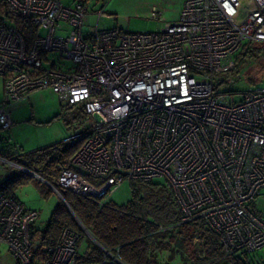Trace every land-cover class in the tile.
<instances>
[{
	"label": "built area",
	"instance_id": "obj_1",
	"mask_svg": "<svg viewBox=\"0 0 264 264\" xmlns=\"http://www.w3.org/2000/svg\"><path fill=\"white\" fill-rule=\"evenodd\" d=\"M103 1L84 32V0H0V129L14 124L8 105L52 89L92 119L70 143L81 141L69 165L56 166L58 186L102 206L125 181L161 177L180 219L157 232L203 221L219 236L223 258L246 261L264 248V217L253 206L264 194V87L217 92L214 73L230 69L245 42L264 43V0H186L179 18L157 32L99 29L111 16ZM18 19L37 29L30 41ZM38 216L0 192V245L16 264L32 262ZM78 226L62 229L41 264H123ZM85 236L102 260L79 259Z\"/></svg>",
	"mask_w": 264,
	"mask_h": 264
},
{
	"label": "trees",
	"instance_id": "obj_2",
	"mask_svg": "<svg viewBox=\"0 0 264 264\" xmlns=\"http://www.w3.org/2000/svg\"><path fill=\"white\" fill-rule=\"evenodd\" d=\"M16 23L28 41L36 35L37 29L28 20L18 19ZM254 44L245 42L234 55L233 66L224 71L228 73L227 78L237 76L242 67L253 61ZM223 82H226L224 78L220 80V83ZM77 109L86 114L83 107ZM80 143H69L55 152L42 151L26 161L14 153L0 151V157L23 166L56 187L69 205L67 207L57 197L45 226L42 229L32 228L31 264H41L47 259V248L57 242L63 228L80 230L73 214L88 229L93 239L117 255L123 264H172L171 257L166 261H160L158 257L160 251H168L169 248L180 251L176 243H181L188 251L192 264H249L243 257L223 258L219 236L203 221L180 224L166 232H157L159 225L166 227L180 219L178 203L166 183L130 181L131 198L125 204L116 205L109 200L102 206L95 200L58 186L56 181L59 171L56 166L69 165V159ZM31 181L40 187L44 197L54 194L44 182L20 169L0 183V192L15 197V190ZM102 258L103 254L96 246H91L79 257L85 262L100 261Z\"/></svg>",
	"mask_w": 264,
	"mask_h": 264
},
{
	"label": "rangeland",
	"instance_id": "obj_3",
	"mask_svg": "<svg viewBox=\"0 0 264 264\" xmlns=\"http://www.w3.org/2000/svg\"><path fill=\"white\" fill-rule=\"evenodd\" d=\"M84 1L89 9L83 26V31L86 32L95 23L96 17L92 11L99 9L104 1ZM185 1L109 0L107 12L111 16L100 19L98 26L99 29L118 28L127 32H157L163 29L167 23H172L179 18ZM153 9L160 13L161 19L152 17ZM57 34L63 35L65 31L59 30ZM254 46L253 61L242 67L237 76H229L227 78L228 73L226 74V72L214 73V86L217 91L241 90L248 86L264 87V43H255ZM56 55L59 54L49 53V56L53 59H56ZM62 62L70 64V60L66 58H63ZM223 78L226 82L220 83ZM250 82L255 84L250 85ZM241 96V93H235L237 100L241 99ZM1 98L2 89L0 86V100ZM7 108L14 124L9 129H0V151L14 153L23 161L34 158L42 151V153L58 151L71 143L72 140H75L92 123L89 115L81 113L77 109L79 107H69L50 88L37 90L23 100L8 105ZM17 170L19 168L12 165L11 161L0 157V183L17 172ZM81 173L85 174L82 171ZM85 176L90 180L92 179L88 175ZM153 182L165 183L161 177L155 178ZM45 185L47 184L45 183ZM131 192L130 182L125 181L110 195V200L116 205H123L131 198ZM15 195L24 204L41 211L39 219L43 224L48 221L57 202V197L59 198L55 192L44 197L40 187L32 181L19 186L15 190ZM253 206L259 215L264 217V194L255 199ZM176 244L180 251H175L173 248L167 249L168 251H160L159 260L166 261L171 257L172 264H192V258L189 257L188 251L182 247L181 243ZM91 246H95L94 242L85 236L80 244V253L83 255ZM195 247L198 248L197 246ZM244 258L249 264H264V248L246 255Z\"/></svg>",
	"mask_w": 264,
	"mask_h": 264
},
{
	"label": "crops",
	"instance_id": "obj_4",
	"mask_svg": "<svg viewBox=\"0 0 264 264\" xmlns=\"http://www.w3.org/2000/svg\"><path fill=\"white\" fill-rule=\"evenodd\" d=\"M76 107V106H75ZM21 170V169H20ZM16 198H18L15 195ZM19 199V198H18ZM20 200V199H19ZM21 201V200H20ZM22 202V201H21ZM23 203V202H22ZM24 204V203H23ZM26 207L31 208V206H28L26 204H24ZM34 208V207H32ZM37 209V208H35ZM39 212V216L36 220V222L33 225V229H42L45 224H43V222L39 219L41 216V211L39 209H37ZM46 223V222H45ZM0 264H16L15 263V259L12 257V255L10 254V252L8 251L7 247L5 245H0Z\"/></svg>",
	"mask_w": 264,
	"mask_h": 264
},
{
	"label": "water",
	"instance_id": "obj_5",
	"mask_svg": "<svg viewBox=\"0 0 264 264\" xmlns=\"http://www.w3.org/2000/svg\"><path fill=\"white\" fill-rule=\"evenodd\" d=\"M14 166H16L17 168H19V169H21V170H23V171H26L27 173H30L31 175H33V176H35L38 180H40V181H44L58 196H59V198L65 203V205H67V207H69V205H68V203L66 202V200L63 198V196H62V194L60 193V191H58L54 186H52L51 184H49L47 181H45L44 179H42L39 175H37V174H35V173H33V172H30L28 169H26V168H24L23 166H21V165H18V164H16V163H14ZM73 214V213H72ZM73 216H74V218H75V220H76V222L78 223V225H81V226H83V228H85L87 231H88V229L79 221V219L73 214ZM92 236V235H91ZM92 239H93V237H92ZM95 241L97 242V243H99L96 239H95Z\"/></svg>",
	"mask_w": 264,
	"mask_h": 264
},
{
	"label": "bare ground",
	"instance_id": "obj_6",
	"mask_svg": "<svg viewBox=\"0 0 264 264\" xmlns=\"http://www.w3.org/2000/svg\"><path fill=\"white\" fill-rule=\"evenodd\" d=\"M92 237V236H91ZM94 240V239H93Z\"/></svg>",
	"mask_w": 264,
	"mask_h": 264
}]
</instances>
